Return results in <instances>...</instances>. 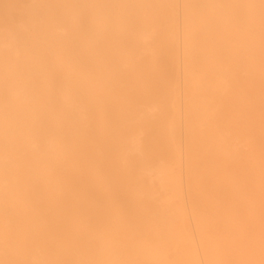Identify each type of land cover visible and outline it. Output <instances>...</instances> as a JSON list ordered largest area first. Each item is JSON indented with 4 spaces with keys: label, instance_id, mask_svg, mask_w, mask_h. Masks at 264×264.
I'll use <instances>...</instances> for the list:
<instances>
[{
    "label": "bare ground",
    "instance_id": "6f19581e",
    "mask_svg": "<svg viewBox=\"0 0 264 264\" xmlns=\"http://www.w3.org/2000/svg\"><path fill=\"white\" fill-rule=\"evenodd\" d=\"M0 264H264V0H0Z\"/></svg>",
    "mask_w": 264,
    "mask_h": 264
}]
</instances>
